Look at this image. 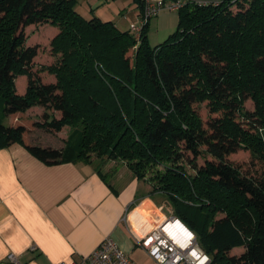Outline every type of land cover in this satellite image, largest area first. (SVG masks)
Listing matches in <instances>:
<instances>
[{
    "label": "trees",
    "instance_id": "trees-1",
    "mask_svg": "<svg viewBox=\"0 0 264 264\" xmlns=\"http://www.w3.org/2000/svg\"><path fill=\"white\" fill-rule=\"evenodd\" d=\"M79 1L0 0V148L23 146L47 165L124 161L167 197L211 264H264V0H188L174 33L152 47L148 22L137 49L129 30L84 17ZM34 25L58 28V61L41 71L25 31ZM204 103L216 115L207 121ZM36 106L39 127L71 128L64 150L27 145L25 127L5 124ZM242 150L256 172L230 160Z\"/></svg>",
    "mask_w": 264,
    "mask_h": 264
},
{
    "label": "crops",
    "instance_id": "crops-1",
    "mask_svg": "<svg viewBox=\"0 0 264 264\" xmlns=\"http://www.w3.org/2000/svg\"><path fill=\"white\" fill-rule=\"evenodd\" d=\"M90 1L91 17L112 21L122 31L137 23L143 12L135 0L132 15H127L129 26L122 29L121 16L101 12L109 1ZM23 114L8 115L5 122L25 127L27 145L65 149V140L58 142L34 121L21 120ZM47 135L50 143L40 138ZM171 217L167 197L155 192L149 180L139 179L124 161L94 156L91 162L47 165L23 146L0 148V264H69L90 255L107 238L135 264H151L138 242Z\"/></svg>",
    "mask_w": 264,
    "mask_h": 264
},
{
    "label": "built area",
    "instance_id": "built-area-1",
    "mask_svg": "<svg viewBox=\"0 0 264 264\" xmlns=\"http://www.w3.org/2000/svg\"><path fill=\"white\" fill-rule=\"evenodd\" d=\"M143 12L129 31L139 45L143 27L163 11L178 12L188 0H141ZM206 4L208 0H197ZM138 244L156 264H211L210 256L199 246L196 235L178 218L171 217L155 226ZM8 259L17 262L14 255ZM66 264V263H60ZM69 264H135L111 239H105L90 255Z\"/></svg>",
    "mask_w": 264,
    "mask_h": 264
},
{
    "label": "rangeland",
    "instance_id": "rangeland-1",
    "mask_svg": "<svg viewBox=\"0 0 264 264\" xmlns=\"http://www.w3.org/2000/svg\"><path fill=\"white\" fill-rule=\"evenodd\" d=\"M90 0H80L79 4L77 5V11L81 13L84 17L90 19L91 13L90 9L92 8V3H90ZM135 0H109V4L105 6L101 12L104 13V10H106L105 13L109 14L111 17L114 18V16H121L122 17V29H126L128 27V20L129 18L127 15H132L133 10L132 7H134ZM132 4V5H131ZM132 7H131V6ZM122 12H125L124 15H122ZM134 19V18H133ZM126 22V23H124ZM179 22V13L178 12H171V11H163L158 17L152 18L149 21V26L147 27V34H148V42L149 45L152 47L157 46L158 44H161L164 42L172 33H174L178 27ZM26 35L28 36V45L31 46H39V52L34 62V69L36 71H41L42 67L44 66H50L52 64H55L58 61V56H54L52 52L51 42L53 38L56 36L54 31L58 32V28L54 27L52 25H39V26H29L26 28ZM137 41V40H136ZM138 48V44L136 45V49ZM135 49V50H136ZM133 52L131 51L130 54ZM41 77L43 82L50 83L55 82V76L49 74L47 71L41 72ZM27 77H19L16 81L17 91L19 94H22V92H26L27 88ZM245 106L247 109L253 111L254 110V104L251 100H247L245 103ZM199 110L201 113V116L203 117L204 121H207L211 116L215 117V114H212L210 110L207 108L206 103L199 106ZM45 110L43 107L36 106L34 110H31L28 113H24L21 115V120H31L34 121V123H38V121H43ZM56 116H60V114L56 113ZM12 119V118H11ZM15 119V118H14ZM17 120V118L15 119ZM10 121V120H9ZM37 121V122H36ZM14 122V121H13ZM11 122H5L6 125H8ZM35 129V128H34ZM43 132V131H42ZM71 132L70 127L64 128L63 131L59 133H50L52 136L50 137H56V139H59L58 142L66 140ZM46 133V132H45ZM36 134H33L30 132V137L35 138ZM42 141L50 143L51 140L49 136L46 137H40ZM45 138V139H44ZM46 138H49L46 139ZM55 141V140H54ZM54 143V144H61L62 143ZM230 160L234 162L237 165H240L243 167L245 171H252L256 172L260 165L257 163V161H254L251 157V154L249 151H239L233 155L230 156ZM199 164H203L204 160L199 159ZM152 207V205H150ZM222 217V216H220ZM243 250L236 249L232 251L233 253H241ZM152 261V260H151ZM153 264H156L154 261H152ZM151 263V264H152Z\"/></svg>",
    "mask_w": 264,
    "mask_h": 264
}]
</instances>
